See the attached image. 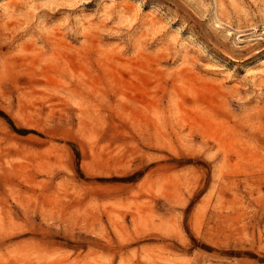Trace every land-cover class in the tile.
<instances>
[{"label":"rangeland","instance_id":"obj_1","mask_svg":"<svg viewBox=\"0 0 264 264\" xmlns=\"http://www.w3.org/2000/svg\"><path fill=\"white\" fill-rule=\"evenodd\" d=\"M0 264H264V0H0Z\"/></svg>","mask_w":264,"mask_h":264},{"label":"bare ground","instance_id":"obj_2","mask_svg":"<svg viewBox=\"0 0 264 264\" xmlns=\"http://www.w3.org/2000/svg\"><path fill=\"white\" fill-rule=\"evenodd\" d=\"M217 17V16H216ZM218 18V17H217Z\"/></svg>","mask_w":264,"mask_h":264}]
</instances>
